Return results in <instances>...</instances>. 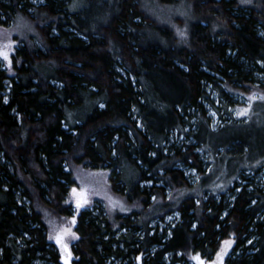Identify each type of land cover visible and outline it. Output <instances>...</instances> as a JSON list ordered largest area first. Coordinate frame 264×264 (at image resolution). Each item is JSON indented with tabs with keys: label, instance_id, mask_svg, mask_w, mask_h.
<instances>
[{
	"label": "trees",
	"instance_id": "obj_1",
	"mask_svg": "<svg viewBox=\"0 0 264 264\" xmlns=\"http://www.w3.org/2000/svg\"><path fill=\"white\" fill-rule=\"evenodd\" d=\"M184 1L181 39L140 0H0V25L12 21L18 41L10 71L0 68V264H62L47 236L51 218L71 220V264H175L190 255L206 264L228 238L225 264H264V186L237 180L264 167V126L214 130L205 107H215L206 85L228 97L221 79L264 92L255 84L264 73V0ZM191 110L197 129L186 134L196 143L166 146ZM196 145L213 160L207 174ZM178 164L199 172L196 185ZM79 166L108 169L130 212L111 218L101 206L77 207L75 215L66 195Z\"/></svg>",
	"mask_w": 264,
	"mask_h": 264
},
{
	"label": "rangeland",
	"instance_id": "obj_2",
	"mask_svg": "<svg viewBox=\"0 0 264 264\" xmlns=\"http://www.w3.org/2000/svg\"><path fill=\"white\" fill-rule=\"evenodd\" d=\"M32 1L37 2L38 0ZM237 1H239L241 7H244L250 0ZM140 2L142 7L151 16L170 25L181 39L186 38L187 23L190 15L189 7L184 0H179L177 4L165 3L164 5H160V2L158 3L157 0H140ZM176 19H179L181 23L178 24ZM14 27L15 25L12 21L7 22L6 25H0V53H7V58H5L4 55H0V68L9 71L12 65V55L18 46V41L14 39V33H16L14 32ZM261 33L264 34V31ZM118 68L122 71V68ZM255 76L257 81L255 84L264 87V73L257 72L255 73ZM218 84L228 92V97H219L217 90L213 89L212 85H206V90L215 106L213 108L209 103L205 102L211 128L216 130L230 124L234 125V122H244L241 125L235 126V124L233 127H229L228 131L233 132L234 134H256L261 130L264 126V103H261L264 102L263 90L242 92L241 90L225 85L224 79L218 81ZM216 108H219V111ZM190 112L192 118L190 122L187 123L184 129L185 131H172L169 137V143L166 144V146L174 143L183 148L186 144L196 143V140L193 139V137L186 134V132L195 131L197 129V112L194 110H191ZM222 150V148H219L218 155H221ZM195 151L202 160V168L205 174L211 172L213 169V160L209 156V152L201 145H196ZM231 151L232 154L235 153L234 149ZM0 160L2 162L4 161L1 156ZM224 160L223 165L227 168L229 173V171L233 170L235 167L234 162L233 160H230L228 156ZM178 166L184 170V173L188 177L192 186L198 183L200 180V174L195 168L183 164H178ZM240 174L241 175L237 178L239 183L246 184L252 182L253 184L264 186V167L258 172H255L254 169L247 168L240 172ZM73 176L75 183L69 189L66 202L72 205L75 215L78 212L77 207L95 209V207L101 206L111 218H113L115 214H127L130 212L131 206L127 205L121 197L112 192L109 181L110 172L108 169L79 166L73 170ZM214 186L212 187L216 190L222 187L219 182ZM210 192V190H207L204 196L207 197ZM178 216V213L167 215L163 222L158 223V226L160 229L164 227L168 228L169 225L173 224L178 219ZM48 223V239L58 249L59 254L62 257H69L71 262L73 259L72 245L77 240V235L73 230L71 220L63 219L59 221L57 218H51ZM153 224L156 225L157 221H153ZM226 241L230 242V246L225 250ZM233 245L234 240L232 238L223 240L219 251L214 258L206 264H225V260ZM187 260V262L181 261L175 264H194L195 262L194 256L192 255H190Z\"/></svg>",
	"mask_w": 264,
	"mask_h": 264
},
{
	"label": "water",
	"instance_id": "obj_3",
	"mask_svg": "<svg viewBox=\"0 0 264 264\" xmlns=\"http://www.w3.org/2000/svg\"><path fill=\"white\" fill-rule=\"evenodd\" d=\"M62 264H71L69 257H62Z\"/></svg>",
	"mask_w": 264,
	"mask_h": 264
},
{
	"label": "snow or ice",
	"instance_id": "obj_4",
	"mask_svg": "<svg viewBox=\"0 0 264 264\" xmlns=\"http://www.w3.org/2000/svg\"><path fill=\"white\" fill-rule=\"evenodd\" d=\"M0 55H4L5 58H7V53H0ZM230 246V242L226 241L225 242V250L227 249V247Z\"/></svg>",
	"mask_w": 264,
	"mask_h": 264
},
{
	"label": "bare ground",
	"instance_id": "obj_5",
	"mask_svg": "<svg viewBox=\"0 0 264 264\" xmlns=\"http://www.w3.org/2000/svg\"><path fill=\"white\" fill-rule=\"evenodd\" d=\"M175 165V164H174ZM159 185V184H158ZM177 191V190H176ZM68 194V193H67ZM66 197H67V195H66ZM181 200V199H180ZM169 201V200H168ZM176 204V203H175ZM117 216V215H116ZM116 218V217H115Z\"/></svg>",
	"mask_w": 264,
	"mask_h": 264
}]
</instances>
